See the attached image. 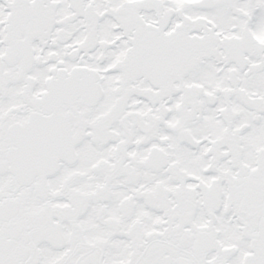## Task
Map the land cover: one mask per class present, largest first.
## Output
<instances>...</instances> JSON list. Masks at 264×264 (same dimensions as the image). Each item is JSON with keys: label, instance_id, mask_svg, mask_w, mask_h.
Wrapping results in <instances>:
<instances>
[{"label": "snow or ice", "instance_id": "6c2138e0", "mask_svg": "<svg viewBox=\"0 0 264 264\" xmlns=\"http://www.w3.org/2000/svg\"><path fill=\"white\" fill-rule=\"evenodd\" d=\"M0 264H264V0H0Z\"/></svg>", "mask_w": 264, "mask_h": 264}]
</instances>
